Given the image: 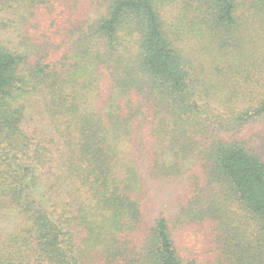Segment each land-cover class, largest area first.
Listing matches in <instances>:
<instances>
[{
	"label": "trees",
	"instance_id": "obj_1",
	"mask_svg": "<svg viewBox=\"0 0 264 264\" xmlns=\"http://www.w3.org/2000/svg\"><path fill=\"white\" fill-rule=\"evenodd\" d=\"M0 264H264V0H0Z\"/></svg>",
	"mask_w": 264,
	"mask_h": 264
},
{
	"label": "rangeland",
	"instance_id": "obj_2",
	"mask_svg": "<svg viewBox=\"0 0 264 264\" xmlns=\"http://www.w3.org/2000/svg\"><path fill=\"white\" fill-rule=\"evenodd\" d=\"M176 11L177 10H172L170 13H169V15H170V20H172V19H175V15H176ZM195 41L194 40H191V41H189V47L190 48H192L193 46H195ZM197 46H195V48H196ZM190 48H187V51H195L196 52V50L195 49H190ZM200 52H201V60L204 62V64H207L208 62H207V59L206 58H209L208 56L209 55H207V54H205L204 53V51L203 50H201L200 49ZM157 206H160V208H162L161 206H162V201L160 200V199H158L157 200ZM157 208H159V207H157Z\"/></svg>",
	"mask_w": 264,
	"mask_h": 264
}]
</instances>
